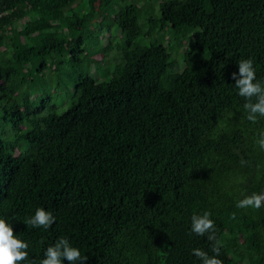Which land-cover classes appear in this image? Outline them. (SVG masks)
I'll return each mask as SVG.
<instances>
[{
  "label": "trees",
  "instance_id": "16d2710c",
  "mask_svg": "<svg viewBox=\"0 0 264 264\" xmlns=\"http://www.w3.org/2000/svg\"><path fill=\"white\" fill-rule=\"evenodd\" d=\"M114 2L0 0V218L36 264L60 238L83 264H201L193 249L211 256L212 242L190 234L191 217L207 211L223 264H264V208L236 207L264 184V119H246L231 79L251 58L264 80V0L163 1L148 24L175 39L192 29L191 50L205 53L170 75L166 47L135 42L138 7L120 6L109 80L79 73L62 113L49 96L31 108L34 73L63 58L78 73L83 33ZM38 208L55 217L47 230L24 223Z\"/></svg>",
  "mask_w": 264,
  "mask_h": 264
},
{
  "label": "rangeland",
  "instance_id": "374dc122",
  "mask_svg": "<svg viewBox=\"0 0 264 264\" xmlns=\"http://www.w3.org/2000/svg\"><path fill=\"white\" fill-rule=\"evenodd\" d=\"M117 1V2H116ZM163 1L167 0H115L107 13L96 16L89 29L83 33L84 49L86 55L84 64L80 66L79 72L71 66L67 58L61 60L60 66H49L48 69L34 73L32 86L29 92L31 108L38 106L39 101L49 96L50 104L56 106V112L62 113L72 99L75 78L80 74L90 76L97 81H108L115 66L122 62L121 52L123 50L122 30L115 22L118 8L133 2L139 9L138 21L145 34L135 40L137 45L160 44L167 48V52L174 60L168 75L180 72L188 64H198L204 52L193 51L191 45L192 29L187 30L179 38H173L169 27L160 28L156 21L149 25L150 17L159 18V8ZM83 13L86 9L82 10ZM106 15V17H104ZM190 62L186 61L188 58ZM154 60L153 56L149 59ZM167 85L166 81L162 82ZM22 148H27V143H22Z\"/></svg>",
  "mask_w": 264,
  "mask_h": 264
},
{
  "label": "clouds",
  "instance_id": "9594fccd",
  "mask_svg": "<svg viewBox=\"0 0 264 264\" xmlns=\"http://www.w3.org/2000/svg\"><path fill=\"white\" fill-rule=\"evenodd\" d=\"M231 79L235 81L234 87L238 89V95L244 98L243 109L246 119L253 124L264 119V80L257 79L253 60L251 58L240 60L238 73L233 72ZM255 143L261 151H264V131L258 133ZM239 162L242 166L247 164L243 158ZM236 207L252 210L264 208V192L245 195L243 199L237 201ZM210 215L207 211L202 215H193L190 234L206 236L207 240L212 242L213 255L210 256L199 248L193 249V255L201 261V264H223L218 258L223 245L217 239L216 225ZM232 218H235V214H232ZM24 223L34 229L47 230L55 223V217L51 212L38 208L34 215L25 219ZM28 248L29 244L17 238L11 225L0 218V264H22V262L36 264L34 260L29 259ZM43 255L44 258L39 264H62L64 260H67L68 264H83L88 259L87 256L81 255L80 250L73 247L67 238H60L54 245L48 246Z\"/></svg>",
  "mask_w": 264,
  "mask_h": 264
},
{
  "label": "water",
  "instance_id": "95a60500",
  "mask_svg": "<svg viewBox=\"0 0 264 264\" xmlns=\"http://www.w3.org/2000/svg\"><path fill=\"white\" fill-rule=\"evenodd\" d=\"M261 192H264V184L262 185Z\"/></svg>",
  "mask_w": 264,
  "mask_h": 264
}]
</instances>
